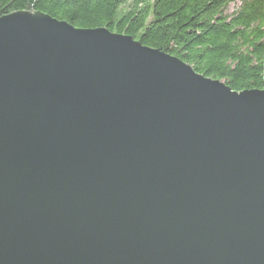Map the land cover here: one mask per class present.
<instances>
[{"label":"water","instance_id":"obj_1","mask_svg":"<svg viewBox=\"0 0 264 264\" xmlns=\"http://www.w3.org/2000/svg\"><path fill=\"white\" fill-rule=\"evenodd\" d=\"M0 264H264V90L1 16Z\"/></svg>","mask_w":264,"mask_h":264},{"label":"trees","instance_id":"obj_2","mask_svg":"<svg viewBox=\"0 0 264 264\" xmlns=\"http://www.w3.org/2000/svg\"><path fill=\"white\" fill-rule=\"evenodd\" d=\"M17 11L105 27L233 91L264 90V0H0V17Z\"/></svg>","mask_w":264,"mask_h":264},{"label":"rangeland","instance_id":"obj_3","mask_svg":"<svg viewBox=\"0 0 264 264\" xmlns=\"http://www.w3.org/2000/svg\"><path fill=\"white\" fill-rule=\"evenodd\" d=\"M236 5H238V3H233V4H231V5L228 7V11H229V12L232 11V10L236 7Z\"/></svg>","mask_w":264,"mask_h":264}]
</instances>
